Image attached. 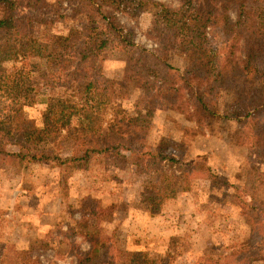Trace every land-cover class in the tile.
Instances as JSON below:
<instances>
[{
  "label": "trees",
  "instance_id": "1",
  "mask_svg": "<svg viewBox=\"0 0 264 264\" xmlns=\"http://www.w3.org/2000/svg\"><path fill=\"white\" fill-rule=\"evenodd\" d=\"M149 2L0 0V159L23 165L25 173L40 165L59 169L55 193L59 210L46 219L47 231H40L38 223L30 220L21 226L41 239V247L58 256L76 255L79 264H170V253L166 254L169 261L142 252L125 260L117 244L118 227L109 223L118 206H104L103 194L111 192L113 182H121L110 169H125L132 159L137 169L158 171L142 187L140 199L150 220H160L167 202L178 195L177 182L165 172L166 166L183 160L167 148L148 145L158 106L164 103L173 121L190 123L207 135L211 121L219 116L215 95L223 61L239 64L250 73L244 82L231 83L239 102L232 114L236 123L233 140L246 152L245 160L238 162L251 171L252 193L264 187V99L256 105L250 102L264 96V0H178L175 7L164 6L153 27L158 43L154 50L137 44L134 28L121 21L122 16L140 14ZM221 9L227 20H231V10L235 11L226 53L209 46L212 15ZM68 18L77 23L67 32L49 28ZM110 46L119 47L126 56L120 79L101 71ZM27 54L58 58L57 69L34 76L14 67L7 76L3 62ZM132 85L140 87L132 102L133 114L125 106ZM39 103L45 105L41 115L29 118L26 108ZM63 131L72 139L75 152L63 153ZM80 172L91 186L76 196L72 178ZM5 174L0 169V187L9 182ZM213 177L217 174L212 171V184H221ZM248 187L236 186L233 201L246 218L247 236L226 252L202 253L189 264L264 261V207L248 202ZM92 221L96 228H90ZM79 228L88 250L75 239ZM35 252L9 241L0 264H59L46 262Z\"/></svg>",
  "mask_w": 264,
  "mask_h": 264
},
{
  "label": "rangeland",
  "instance_id": "2",
  "mask_svg": "<svg viewBox=\"0 0 264 264\" xmlns=\"http://www.w3.org/2000/svg\"><path fill=\"white\" fill-rule=\"evenodd\" d=\"M177 4L178 0H150L140 14L135 17L122 16L121 21L134 28L137 44L154 50L158 48L152 35L157 13L164 6L175 7ZM234 19L233 10L231 20H227L222 9L213 12L208 29L209 46L213 50L222 53L228 51L227 42L233 31ZM76 23L68 18L49 28L53 32H67ZM125 58V53L119 47L110 46L101 61V71L110 78H122ZM57 63L58 58L54 56L44 58L27 54L7 60L2 66L7 76L14 67L38 76L42 71H55ZM249 75V71L239 64L222 62L219 70L221 83L215 95L219 116L211 121L207 135L196 131L190 123L173 121L167 114L166 105L159 104V114L148 145L152 149L167 148L183 160V163L169 162L166 166L165 172L177 182L178 195L167 202L160 220H150L147 207L140 199L142 187L153 181L158 171L137 169L132 159L125 169H110L121 182H113L114 185L108 183L113 187L110 193L103 194L102 201L104 206L117 203L114 220L109 223L118 227L117 244L123 250L125 260L128 261L135 252H142L169 261L166 254L170 253L173 257L170 264H189L202 253L226 252L247 236L246 218L233 205L237 197L235 190L249 185L245 195L248 202L264 207V187L252 193L251 171L238 162L245 160L246 152L241 151L233 140L236 123L232 114L239 102L235 100L231 83L244 82ZM139 93L140 87L132 85L126 94L125 106L131 114L134 113L132 102ZM263 99L264 96H256L250 102L256 105ZM44 108L43 103L29 106L26 115L37 118ZM61 142L64 154L76 151L67 131H63ZM188 162L192 164L188 165ZM247 164L253 167L251 163ZM0 169L9 178L8 184L0 187V255L7 243L14 241L19 248H34L46 262L56 260L59 264H79L76 255L58 256L56 251L41 247V239L35 237L31 229L21 226L30 220L38 223L40 231H47L49 223L46 219L52 218L59 210L55 197L60 181L59 169L40 165L34 172L25 173L23 165L8 164L2 159ZM212 171L217 174L212 180L221 181V184H212ZM72 181L76 196L91 186L82 172L77 173ZM90 228H96L94 221ZM78 231L80 234L75 239L83 250H88L89 244L82 236V229ZM250 264H264V261Z\"/></svg>",
  "mask_w": 264,
  "mask_h": 264
},
{
  "label": "crops",
  "instance_id": "3",
  "mask_svg": "<svg viewBox=\"0 0 264 264\" xmlns=\"http://www.w3.org/2000/svg\"><path fill=\"white\" fill-rule=\"evenodd\" d=\"M199 256V255H198Z\"/></svg>",
  "mask_w": 264,
  "mask_h": 264
}]
</instances>
